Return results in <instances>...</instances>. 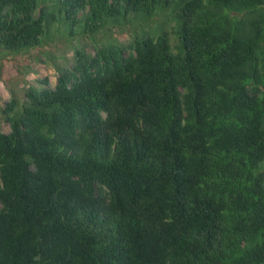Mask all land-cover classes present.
<instances>
[{"label":"trees","instance_id":"trees-1","mask_svg":"<svg viewBox=\"0 0 264 264\" xmlns=\"http://www.w3.org/2000/svg\"><path fill=\"white\" fill-rule=\"evenodd\" d=\"M53 25L56 86L3 111L0 264H264V0H0V59Z\"/></svg>","mask_w":264,"mask_h":264},{"label":"rangeland","instance_id":"rangeland-1","mask_svg":"<svg viewBox=\"0 0 264 264\" xmlns=\"http://www.w3.org/2000/svg\"><path fill=\"white\" fill-rule=\"evenodd\" d=\"M53 14L54 12L51 11L49 17H52ZM44 21L45 25L48 26L49 20L45 19ZM53 27L54 32L52 36L50 34V46L45 45L25 54L0 59V131L4 133L10 132V126L3 117V111L12 100L14 93L18 95V98L24 99L25 89L31 85H38L40 81L46 78L50 80L51 87L54 88L56 86L58 74L48 55L56 56L57 61L60 63H69L68 59H70L72 53L69 47L65 45L67 41L65 38H62V35H55L58 28L54 25ZM63 29L65 30L64 27ZM75 29L78 30L80 36H77L74 40L82 42L81 36H84L82 34L83 25H79ZM129 29L117 32L121 41L128 42L130 40ZM58 30L61 34L66 33L64 30ZM56 43H58L57 46L54 45Z\"/></svg>","mask_w":264,"mask_h":264}]
</instances>
